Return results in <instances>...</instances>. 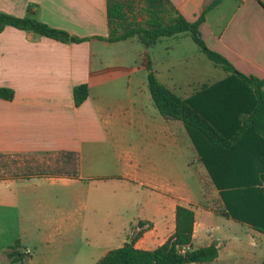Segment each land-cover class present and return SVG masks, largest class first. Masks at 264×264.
Returning a JSON list of instances; mask_svg holds the SVG:
<instances>
[{"label": "crops", "instance_id": "crops-1", "mask_svg": "<svg viewBox=\"0 0 264 264\" xmlns=\"http://www.w3.org/2000/svg\"><path fill=\"white\" fill-rule=\"evenodd\" d=\"M212 1L169 0L189 21ZM28 8L39 21L86 39L60 42L12 26L0 30V86L13 91L10 100L0 98V153L73 151L77 176L0 179V264H94L135 229L133 246L154 248L173 232L176 205L193 211L191 247H217V256L200 264H264V230L253 218L222 214L219 192L167 183L175 175L174 150L193 149V143L181 121L156 109L143 114L142 99L150 96L139 69L152 45L100 39L107 35L105 0H0V11L15 16ZM198 32L236 71L264 77V0H221ZM134 42L144 53L139 48L131 59ZM224 72L178 91L174 81L157 80L200 112L211 106L225 131L234 125L220 123L237 110L229 98L234 94L199 89L225 80ZM81 83L87 96L75 106L72 87ZM142 159L147 166H140ZM147 188L151 192H142ZM15 240L25 253L20 261L4 254Z\"/></svg>", "mask_w": 264, "mask_h": 264}, {"label": "trees", "instance_id": "trees-1", "mask_svg": "<svg viewBox=\"0 0 264 264\" xmlns=\"http://www.w3.org/2000/svg\"><path fill=\"white\" fill-rule=\"evenodd\" d=\"M221 0H213L203 7L198 16L186 20L169 0H105L107 35L101 37L108 42L135 39L144 47L155 44L166 37L188 34L199 51L212 63L219 65L227 73V78L199 89L205 94H234L229 97L238 105L237 110L224 118L223 125H234L232 129L220 130L216 126L212 109L200 112L191 100L183 99L160 83L149 67H145L146 83L152 105L164 119H176L183 123L189 136L196 130L206 141L199 157L213 185L219 192L222 203L221 213L241 221H253L257 229L264 230V195H258L257 187L264 181V77L244 75L219 53L209 49L198 32V25L205 13ZM5 26L32 31L60 42H80V38L66 31L54 28L32 16L29 8L23 16H15L0 11V30ZM233 81V82H232ZM236 95V96H235ZM12 89L0 86V98L10 100ZM87 96V85L72 87L75 106ZM245 113L242 119L239 115ZM42 154L53 155L49 160H39L30 155L24 160L8 159V154L0 153V179L26 178L30 176L69 177L77 176L78 157L73 151L59 150ZM19 155V154H16ZM249 207V211H245ZM253 218V220H252ZM193 211L176 205L174 209V230L159 245L151 249H140L130 242L108 250L94 264H184L213 260L217 256L214 243L191 247ZM10 261H20L25 253L15 240L4 250Z\"/></svg>", "mask_w": 264, "mask_h": 264}, {"label": "rangeland", "instance_id": "rangeland-1", "mask_svg": "<svg viewBox=\"0 0 264 264\" xmlns=\"http://www.w3.org/2000/svg\"><path fill=\"white\" fill-rule=\"evenodd\" d=\"M134 39V38H133ZM123 44H127L124 43ZM135 47L131 45L130 50L132 52V57H134V52L141 48H144L137 42H134ZM145 55L148 56L150 61L149 67L156 77L162 83L167 85L169 82L174 81L177 83L176 90H182L185 87H192L193 83L199 81L200 78H206L208 81H213L222 77L225 72L224 70L210 60H208L198 49L197 45L193 42L188 34H182L180 36H172L163 38L161 41L156 42L148 49ZM144 53V51H143ZM137 55V53H136ZM147 60V59H146ZM146 60H142V67L139 69L141 72V81L143 93L147 94V83H146V73L148 70L145 67ZM138 65V60L136 59V68ZM189 86H188V85ZM149 110H155L152 106L150 98L142 99V111L148 113ZM146 118H143V123ZM195 136L192 138L193 149H183L179 153L174 150V166L175 175L168 184L172 183V186H183L184 184L191 189L199 190V192H218L216 187L213 185L210 177L207 173L201 170L202 165L198 159L199 153L203 150V146H208L204 138L194 129H191ZM8 159L24 160L29 158L30 155L34 156L39 160H49L52 158L51 155L47 154H8ZM199 161H198V160ZM187 161H189L187 163ZM191 161V162H190ZM148 162L142 159L140 166H147ZM206 170V169H205ZM201 171V172H200ZM207 172V171H206ZM260 192H256L258 195H264V187L260 184L257 185ZM142 192H151L150 189H143ZM213 195H209L210 202H212ZM216 202V201H215ZM216 204V203H215ZM222 207V206H221ZM220 219V218H219ZM135 229L133 232H136ZM70 264V261L65 262ZM184 264H198V263H184ZM200 264V263H199Z\"/></svg>", "mask_w": 264, "mask_h": 264}, {"label": "built area", "instance_id": "built-area-1", "mask_svg": "<svg viewBox=\"0 0 264 264\" xmlns=\"http://www.w3.org/2000/svg\"><path fill=\"white\" fill-rule=\"evenodd\" d=\"M260 186H261V187H264V181H262V182L260 183Z\"/></svg>", "mask_w": 264, "mask_h": 264}, {"label": "water", "instance_id": "water-1", "mask_svg": "<svg viewBox=\"0 0 264 264\" xmlns=\"http://www.w3.org/2000/svg\"><path fill=\"white\" fill-rule=\"evenodd\" d=\"M126 242H130V239H127V241Z\"/></svg>", "mask_w": 264, "mask_h": 264}]
</instances>
